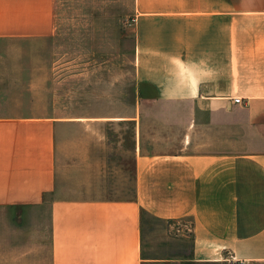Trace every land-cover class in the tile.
Here are the masks:
<instances>
[{"label":"crops","instance_id":"0c3cea01","mask_svg":"<svg viewBox=\"0 0 264 264\" xmlns=\"http://www.w3.org/2000/svg\"><path fill=\"white\" fill-rule=\"evenodd\" d=\"M61 4L0 0V39L73 31ZM128 5L134 93L87 83L94 111L59 113L57 46L0 47V264L264 261V0ZM154 219L190 252L154 254Z\"/></svg>","mask_w":264,"mask_h":264},{"label":"rangeland","instance_id":"374dc122","mask_svg":"<svg viewBox=\"0 0 264 264\" xmlns=\"http://www.w3.org/2000/svg\"><path fill=\"white\" fill-rule=\"evenodd\" d=\"M61 1L59 13L63 18L68 16L73 19V31L67 32L63 21V29L59 31L57 38L45 39L42 42L33 39H0V47L57 46L58 82L63 81L59 82L57 88L56 103L59 113L80 114L85 108L96 110L97 102L84 103L82 96L87 83L90 85V91L97 94L98 80L101 82L100 91L102 87L106 94H121L123 99H129L134 93L135 65L133 52L135 38L131 29L129 0H86L84 7L79 4L80 0H74L71 6L65 5L66 0ZM26 56L33 55L26 54ZM82 73H85L84 78ZM71 74L72 82L65 84L64 78ZM60 77L63 80H60ZM19 105L28 108L41 106L34 103L33 96L31 101L23 98L22 102L19 101ZM170 224L151 220L155 243L152 252L166 258L179 256L182 252V255L189 253L190 238L183 240L176 227ZM187 233H189L188 229Z\"/></svg>","mask_w":264,"mask_h":264},{"label":"built area","instance_id":"2783aa9c","mask_svg":"<svg viewBox=\"0 0 264 264\" xmlns=\"http://www.w3.org/2000/svg\"><path fill=\"white\" fill-rule=\"evenodd\" d=\"M235 103H242L241 99L240 98H235L234 99ZM241 264H264V261H247V260H243V261H240Z\"/></svg>","mask_w":264,"mask_h":264}]
</instances>
